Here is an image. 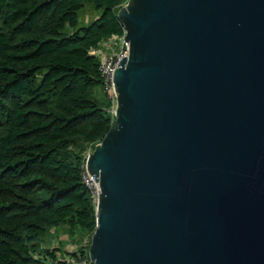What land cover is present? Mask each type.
Returning <instances> with one entry per match:
<instances>
[{"label": "water", "instance_id": "water-1", "mask_svg": "<svg viewBox=\"0 0 264 264\" xmlns=\"http://www.w3.org/2000/svg\"><path fill=\"white\" fill-rule=\"evenodd\" d=\"M89 264H264V0H127Z\"/></svg>", "mask_w": 264, "mask_h": 264}, {"label": "trees", "instance_id": "trees-1", "mask_svg": "<svg viewBox=\"0 0 264 264\" xmlns=\"http://www.w3.org/2000/svg\"><path fill=\"white\" fill-rule=\"evenodd\" d=\"M126 1L0 0V264L85 256L96 213L83 159L114 121L92 51L122 36ZM84 11L96 17L81 27ZM60 227L79 242L66 255L41 243Z\"/></svg>", "mask_w": 264, "mask_h": 264}, {"label": "built area", "instance_id": "built-area-1", "mask_svg": "<svg viewBox=\"0 0 264 264\" xmlns=\"http://www.w3.org/2000/svg\"><path fill=\"white\" fill-rule=\"evenodd\" d=\"M92 53L100 59L99 73L102 81L101 93L103 94V97L107 99V102L110 104L109 110L107 112L113 117L116 107V94L113 91L114 71L116 70L120 62L123 59H127L129 56V46L125 42V30L123 31L122 36L112 37L111 39H108L107 41L103 42L99 48L93 50ZM92 152L93 151L89 149L84 155L81 173L83 184L90 191L93 198V202L96 205L99 188L93 178L91 176L88 177L86 170V163ZM94 193L96 194V199L94 197ZM89 246V241L85 240L84 243L81 245V248L85 249V256H79V258L73 261L72 264H89Z\"/></svg>", "mask_w": 264, "mask_h": 264}, {"label": "rangeland", "instance_id": "rangeland-1", "mask_svg": "<svg viewBox=\"0 0 264 264\" xmlns=\"http://www.w3.org/2000/svg\"><path fill=\"white\" fill-rule=\"evenodd\" d=\"M89 11H84L82 12L80 18H79V25L81 27H86L89 23ZM95 16V14H94ZM93 16V17H94ZM96 17V16H95ZM93 19V18H92ZM91 19V20H92ZM99 92L98 93V98L100 99L101 102L106 103V100L103 97V94ZM94 197L96 199V194L94 193ZM79 238V237H78ZM77 238V239H78ZM86 238H83L80 240L81 245L84 243ZM76 239H73V237L69 236L66 232L65 228H57V229H52L41 241L42 245L44 246H49L51 249H55L60 247L64 251V255H66L69 252H72L74 250V247L79 245V242H76ZM65 257V256H64ZM63 259L62 257H60Z\"/></svg>", "mask_w": 264, "mask_h": 264}, {"label": "crops", "instance_id": "crops-1", "mask_svg": "<svg viewBox=\"0 0 264 264\" xmlns=\"http://www.w3.org/2000/svg\"><path fill=\"white\" fill-rule=\"evenodd\" d=\"M93 16H94V13H90L89 20H91L93 18ZM74 249H75V247H74ZM74 249H72V250H74ZM67 252L69 253V251H67Z\"/></svg>", "mask_w": 264, "mask_h": 264}]
</instances>
